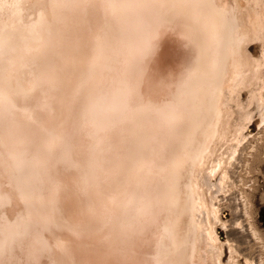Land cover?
<instances>
[{"label":"bare ground","instance_id":"bare-ground-1","mask_svg":"<svg viewBox=\"0 0 264 264\" xmlns=\"http://www.w3.org/2000/svg\"><path fill=\"white\" fill-rule=\"evenodd\" d=\"M121 78L131 109L100 87ZM254 124L264 0H0V264H264L232 196ZM13 155L35 173L23 193Z\"/></svg>","mask_w":264,"mask_h":264},{"label":"rangeland","instance_id":"rangeland-1","mask_svg":"<svg viewBox=\"0 0 264 264\" xmlns=\"http://www.w3.org/2000/svg\"><path fill=\"white\" fill-rule=\"evenodd\" d=\"M251 129L253 133V139L251 138L250 143L247 144L248 148L244 153L245 162L243 164L240 163L239 165H237V167L240 166L238 170L237 167L235 168L236 172L234 177L236 179L235 186L237 187L233 189L234 191L232 193V196L240 199L243 195L242 192H244V194L250 197L252 201L251 216L253 215L252 219L255 221V224L259 228L264 240V129L260 126H257L256 124H254ZM251 146H254V149ZM247 160L249 163L247 162ZM225 216L226 218L231 217V211L229 209L225 211ZM219 232L222 235L223 241H225L226 231L222 227H220ZM259 246L260 243L256 242L253 239V241H250V243L248 244V250H250V252L253 251V254L256 255L258 254L257 251H259ZM226 253L227 254L225 260H229L230 254L228 252V249H226ZM240 260L241 262L244 261L241 258Z\"/></svg>","mask_w":264,"mask_h":264},{"label":"snow or ice","instance_id":"snow-or-ice-1","mask_svg":"<svg viewBox=\"0 0 264 264\" xmlns=\"http://www.w3.org/2000/svg\"><path fill=\"white\" fill-rule=\"evenodd\" d=\"M107 6L114 7L115 5L108 4ZM102 54H103V47L98 45L95 50V54H94L93 67L95 66V60L98 59ZM100 87H101V90L112 88V90L121 97L122 107L124 109H131L132 106L134 105L132 89L128 85L126 78L120 79L119 87H113L112 85H108V84H103ZM11 107L14 108L15 106L12 105ZM95 107L96 105L92 97H89V99H87L84 102L82 119H84L85 122H87V116L94 112ZM44 137H45L46 144H50L52 140H55L57 138L55 130H44ZM10 159H12L15 162L13 165L14 175L12 179L14 183L16 184L18 191L23 193L25 189L28 188L34 181L35 173L31 167L26 166V163L23 159L16 157L14 155L10 156ZM63 159H65L66 163L69 162V155L67 152L63 154ZM5 226L6 228H12V227L21 228L19 221L17 222L15 226L7 225V224ZM20 235L21 236L26 235V233L24 232L22 228H21ZM27 245L30 249H36L38 252L39 251L46 252L49 248L48 243L43 239L42 236L39 235V233H37L34 238L27 241ZM52 247L58 250H64L63 243L59 241ZM29 264H36V262L32 261V262H29ZM54 264H60V262L55 261Z\"/></svg>","mask_w":264,"mask_h":264}]
</instances>
